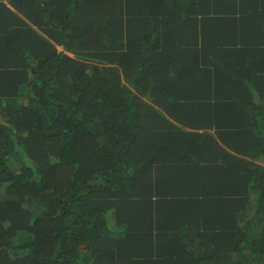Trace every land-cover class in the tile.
Here are the masks:
<instances>
[{
    "label": "trees",
    "instance_id": "16d2710c",
    "mask_svg": "<svg viewBox=\"0 0 264 264\" xmlns=\"http://www.w3.org/2000/svg\"><path fill=\"white\" fill-rule=\"evenodd\" d=\"M0 264H264V0H0Z\"/></svg>",
    "mask_w": 264,
    "mask_h": 264
},
{
    "label": "built area",
    "instance_id": "2783aa9c",
    "mask_svg": "<svg viewBox=\"0 0 264 264\" xmlns=\"http://www.w3.org/2000/svg\"><path fill=\"white\" fill-rule=\"evenodd\" d=\"M6 1V0H5Z\"/></svg>",
    "mask_w": 264,
    "mask_h": 264
}]
</instances>
